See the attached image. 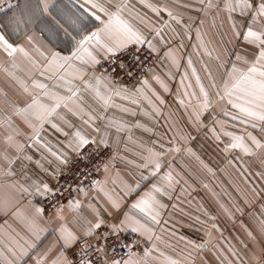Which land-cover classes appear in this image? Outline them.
I'll return each instance as SVG.
<instances>
[{
    "label": "crops",
    "instance_id": "obj_1",
    "mask_svg": "<svg viewBox=\"0 0 264 264\" xmlns=\"http://www.w3.org/2000/svg\"><path fill=\"white\" fill-rule=\"evenodd\" d=\"M147 2L158 11L146 7L141 0H112L109 5L110 10L115 11L117 4L126 3L122 16L142 33L144 43L151 42L157 54L155 65L138 85L131 88L115 85L107 74L97 69L98 64L73 61L75 67L85 72L84 80L103 76L110 87L136 93L137 103L113 97L114 104L120 107L105 109L91 91L85 90L82 80H74L73 84L81 90L78 103L84 111L80 112L72 104L69 105L72 112L63 107L58 109L64 119L51 118L58 131L51 123L45 122L41 127L34 117L18 115L17 109L25 108L34 96L43 103H52L43 95L45 90L34 87L33 82L69 95L59 74L53 76L46 71V66L50 52L68 56L74 41L65 36L52 16L43 13L39 0H4L6 12L0 13V31L13 46L23 47L28 55L16 53L10 57L0 48V153L12 161L9 164L0 156V264L9 261L37 264L38 260L41 264H53L57 260L60 264L65 260L71 262L70 251L97 229L86 234L99 221L115 231L132 233L131 228L122 223L126 213L153 230L152 240L137 232L140 238L131 251L139 258L145 249H152L151 264H168L166 258L177 264H264L261 226L264 221V148H257L248 139L251 134L264 145V122L242 117L227 98H220L224 94L226 71L233 64L242 70L248 67L236 59L237 55L249 61L255 58L256 48L244 41L242 35L252 22L254 9L229 13L225 8L227 0H211L212 7L208 6L210 0ZM249 2L258 5L261 0ZM8 3L18 7L8 10ZM81 3L83 0H57L58 7L50 11L75 34L69 18L79 15ZM13 12L20 18L18 25L10 22ZM85 26L86 31L91 32L100 25L89 18ZM93 52L99 61L113 54ZM143 81L148 82L147 86ZM201 85L208 93L207 109L200 107L204 101ZM24 87L28 88L27 92ZM124 108L129 111H123ZM84 113H90L95 119L85 123L88 115ZM111 121L126 127L117 132L115 126H110ZM77 131L90 142L111 147V155L101 168L98 182L120 207L113 208L104 192L95 186L78 193L71 202H79V207L67 204L50 214L44 211L38 214L36 209L43 210L41 199L46 194L42 186L47 184L52 189L61 169L82 149L74 151L69 147ZM225 133L244 137L253 154L229 147L233 141ZM9 135L14 138L12 144L7 141ZM17 145L22 146L20 150ZM148 149L160 153L159 171L153 164L138 167L146 162ZM52 152L65 154L66 163L57 160ZM166 174H171V187L162 179ZM21 185L28 191L24 192ZM36 185L41 186L40 192ZM152 185L162 189V193L154 195L165 205L158 209L159 224H151L143 213L131 207L151 191ZM129 188L135 191L129 192ZM62 228L77 237L67 246L61 239ZM34 232H39V240ZM29 244L35 247L28 248ZM21 247L28 249L27 255H21ZM128 258L127 255L121 264Z\"/></svg>",
    "mask_w": 264,
    "mask_h": 264
},
{
    "label": "snow or ice",
    "instance_id": "obj_2",
    "mask_svg": "<svg viewBox=\"0 0 264 264\" xmlns=\"http://www.w3.org/2000/svg\"><path fill=\"white\" fill-rule=\"evenodd\" d=\"M4 0H0V13L6 12V9L3 7ZM39 3L43 6L42 11L44 14L52 16L53 21L56 25L61 28L65 36L70 37L74 41V47L70 55L63 56L58 52H50L48 64L46 66V71L51 72L53 76L59 74L58 78L62 80L63 87L69 95H61L59 93L53 92L47 88V85L33 82V86L36 88L44 89L43 95L47 97L52 103L47 104L43 103L39 97H33L32 102L27 104L23 109H17V114H27L34 117L36 120L40 121L41 127L45 122L51 123L53 128L60 130L55 123H52L51 118L53 116H58L60 119H64L62 115L59 114L58 109L61 107L72 112L73 108L69 107L70 104L75 105L80 109V112H83V108L80 107L79 93L80 88L76 87L73 84L74 80H82L85 85V90L91 91L94 98L102 104V106L107 109L108 107H120L115 105L113 97H120L121 99H128L131 103H137L135 99L136 93H129L127 89L124 88H112L110 87V82L103 76H94L92 80H84L85 72L75 67L73 61H79L81 64L96 65L99 63L96 55H94L93 50L103 51L105 54L115 53L116 51L126 48L129 44H143L145 38L142 33L137 30L128 20L124 19L122 16L123 10L127 7L126 3L117 4L116 10L111 11L109 5L112 4V0H83V3L79 5L81 9L79 15L76 18H69V24L72 29L75 31H70L68 27H65L56 16L52 14L50 9L57 8V0H39ZM141 3H144L146 7L152 9L153 11H158V9L148 3L147 0H141ZM209 7H212L211 0L209 2ZM8 10L18 7V5H13L8 3ZM226 10L231 13L237 9L241 11H246L249 9H254V15L252 17V22L247 26V30L242 34L244 41L249 45H253L256 48L255 58L251 61L247 60L244 57L237 55L236 59L242 61L244 64H247L248 67L246 70H242L237 67L236 64H233L231 69L226 71V79L224 80L223 85V96L221 99L227 98L228 103L235 109H238L242 117H246L250 120H256L264 122V0L258 5L250 3L249 0H227L225 3ZM131 11V10H129ZM169 16H172V13H168ZM89 18L94 19L99 22V27L94 31L87 32L85 22ZM175 19V17H173ZM10 22H15L17 25L20 23V18L13 12L10 17ZM179 22V21H177ZM159 34V32H157ZM240 35V33H237ZM31 39V38H30ZM149 47H152L151 42ZM0 48H2L10 57H13L16 53H21L24 56H27L28 53L25 52L23 47L13 46L12 43L5 37L4 33L0 31ZM155 50V49H153ZM166 55H171L166 53ZM173 63H177L173 60ZM189 66H191V60L188 61ZM15 67V64H13ZM72 71H69V70ZM11 75V73H10ZM193 75H195V70L193 69ZM51 78V77H49ZM159 80L158 77H156ZM94 81V82H93ZM144 85L147 86L148 82L143 81ZM197 83H200L199 77H197ZM23 86V84H22ZM215 86V85H213ZM165 90H167L165 86ZM24 91L27 92L28 88L24 87ZM201 94L204 97L203 104L200 106L202 109H207L209 107L208 93L205 91L204 87H200ZM137 92L142 93V89H137ZM219 95V93H218ZM150 102V101H149ZM162 102V101H161ZM123 111H129V109H122ZM77 114V113H74ZM88 115V120H85V123H89L95 119L90 113H84ZM135 115V113H132ZM147 115V113H145ZM234 119L236 117H233ZM110 126H115L117 132L123 131L126 127L125 124L119 123L117 121H111ZM138 127H143L142 125H137ZM255 127V124H253ZM38 134V132H37ZM225 135L231 136L233 143L229 145L232 148H240L245 154L251 155L252 149L244 142V137L236 136L232 133H225ZM248 139L256 145L257 148H264V145L260 144L258 140L251 134L248 135ZM9 144L14 142L12 135L7 137ZM94 142V141H93ZM90 141L82 135L79 131L73 134V139L69 141V147H72L74 151H79L82 147L89 144ZM101 143H106L105 140H101ZM22 146L17 145V150H20ZM227 150V149H225ZM51 151V149H49ZM149 155L144 157L145 163L143 165H138V167H148L149 164L155 166V170L159 171L161 164L159 162L160 153L154 152L152 149H148ZM57 158L61 163H66L65 154L57 152L51 153ZM5 160H8V157L5 154L0 153ZM30 159V157H29ZM8 163L11 164L12 161L8 160ZM264 163V161H262ZM107 171V167H105ZM11 175V172L8 173ZM155 175V172L152 173ZM142 179H147V177H142ZM165 179L169 182V187H171V174H166ZM95 186L99 188L101 192H104V195L111 202L112 207L119 209L120 204L113 199V197L104 191L100 182H94ZM136 187H139L137 183ZM21 189L24 192L28 191V188L21 185ZM36 190L41 191V186L36 185ZM43 192H50L51 189L47 184L42 186ZM135 191V188H129V192ZM154 193H162V189L157 185H152L150 192H147L138 199L135 203L132 204V209L138 210L140 213H143L146 218L151 222V224H159L160 212L158 209L165 207L158 199ZM71 207H79V202L72 204ZM43 210L37 208L36 212L39 214ZM103 221H99L92 225L88 229L87 235H90L92 229L99 228ZM127 227H130L133 232H139L141 235L147 237L148 240L153 239V230L147 223H141L134 216L125 214V219L122 221ZM262 231H264V221H261ZM117 226H113L116 229ZM36 239H40L39 232H34ZM251 236V233L249 232ZM61 239L64 240L65 245H69L74 242L77 237L70 231L66 229H61ZM159 240V237H156ZM189 243H192L189 241ZM196 247H203V245H194ZM35 247V244H29L28 248ZM155 247V245H153ZM151 251L152 249H145L143 256L135 258L134 253L129 252V258L123 261V264H151ZM28 249L21 247V255H27ZM63 256V253H61ZM168 264H177V261L170 258H166ZM8 264H12L11 261ZM37 264H41L38 260ZM53 264H60V261H54ZM64 264H71L70 261H64ZM112 264H121L119 260H113Z\"/></svg>",
    "mask_w": 264,
    "mask_h": 264
},
{
    "label": "built area",
    "instance_id": "obj_3",
    "mask_svg": "<svg viewBox=\"0 0 264 264\" xmlns=\"http://www.w3.org/2000/svg\"><path fill=\"white\" fill-rule=\"evenodd\" d=\"M156 61L157 54L148 44H129L101 59L97 69L111 77L116 85L131 88L150 73ZM111 152L110 146L98 142L82 147L73 160L61 169L51 191L42 197L44 213L50 214L73 202L78 193L93 189ZM139 238L137 232L115 231L103 224L70 251L71 263L112 264L113 260L122 261L137 247Z\"/></svg>",
    "mask_w": 264,
    "mask_h": 264
},
{
    "label": "rangeland",
    "instance_id": "obj_4",
    "mask_svg": "<svg viewBox=\"0 0 264 264\" xmlns=\"http://www.w3.org/2000/svg\"><path fill=\"white\" fill-rule=\"evenodd\" d=\"M109 57V56H108ZM106 58V57H105ZM111 78V77H110ZM114 82V81H113ZM116 85V84H115ZM120 86V85H119Z\"/></svg>",
    "mask_w": 264,
    "mask_h": 264
}]
</instances>
